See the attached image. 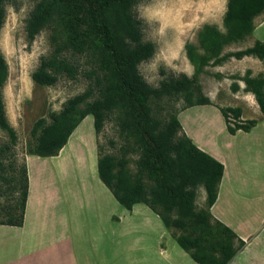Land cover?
<instances>
[{
  "label": "trees",
  "instance_id": "1",
  "mask_svg": "<svg viewBox=\"0 0 264 264\" xmlns=\"http://www.w3.org/2000/svg\"><path fill=\"white\" fill-rule=\"evenodd\" d=\"M12 0H0V30L6 18V7ZM144 0H37L26 19L24 31L28 44L44 30H50L52 52L42 57L31 74L40 86H53L60 77L75 79L78 68L64 55L86 57L90 69L82 71L90 81L88 88L68 99L58 113L49 115L50 123L40 118L32 125L33 155L55 157L69 141L83 120L91 115L95 133L107 117L116 113L120 136L124 139L121 157L104 154L97 160V174L115 200L130 211L135 204H144L154 212L167 229L176 231L175 240L197 264H229L243 248L244 242L227 226L213 218L210 208L217 199L223 176V165L197 148L183 133L177 114L162 122L152 113L151 103L163 98H181V110L213 105L202 94L198 78L206 67L222 66L230 59L252 57L264 67V41L251 47L224 53V49L250 36L254 19L264 12V0H228L221 31L205 24L197 33V45L186 43L185 56L194 69L193 76L180 74L150 86L140 74L141 63L155 52L151 42L143 40L141 22L132 9ZM215 78L222 80V74ZM8 78V66L0 52V130L9 143L0 147V184L9 179L13 169L6 163L14 156L12 148L17 136L10 126L2 89ZM230 91L251 93L264 118V74L231 75ZM226 130L249 132L257 123L242 120L239 107H218ZM178 113V112H177ZM135 154L134 172L129 168V154ZM9 155V158H5ZM18 187L20 192L8 206L3 226L21 227L28 194L27 171L23 167ZM14 185V184H13ZM205 191L204 208L197 209V189ZM18 190V191H17ZM18 213V214H17Z\"/></svg>",
  "mask_w": 264,
  "mask_h": 264
},
{
  "label": "rangeland",
  "instance_id": "2",
  "mask_svg": "<svg viewBox=\"0 0 264 264\" xmlns=\"http://www.w3.org/2000/svg\"><path fill=\"white\" fill-rule=\"evenodd\" d=\"M227 1L144 0L132 9L133 15L141 22L143 40L155 46L153 57L139 66L140 74L150 86L156 88L162 80L177 77L180 74L193 76L194 69L185 56L184 45L186 43L197 45V33L205 24L215 25L224 31L222 22ZM36 3L37 0H12L6 7V18L0 30V52L8 66V78L2 89V95L8 122L17 136L16 144L12 148L14 156L5 157L6 159L10 157L6 163L13 168L8 172V177L10 180L15 178L16 181L0 184V222L7 220L6 211L8 206L13 204L12 200L20 197L18 190V192H12V190L14 186L18 187L22 168L24 167L27 171V160L30 158V161L34 163L31 174L34 197L25 243L29 245L52 233V206L58 199L59 201L62 199L61 188L64 187V190L68 191V196L58 204L62 206L71 204L78 209L76 216L71 218L73 226L71 225L69 229L73 232V248L95 251L98 244H95V238L98 240L100 235L101 218L109 214H120L118 206L112 203L99 182L97 160L104 154L121 157L120 149L125 142L119 133L115 120L116 113L107 117L98 134L95 133L93 117L90 115L79 124V128L66 144V147L71 146L72 151L75 150L73 153L70 152V155L64 153L66 155L64 158L60 155V158L55 161L33 155L34 139L30 131L34 122L45 118L50 123L51 113L61 111L68 99L84 92L90 84L82 73L90 69L86 57L69 53L64 56L79 71L75 79L62 76L53 86H40L33 82L31 74L39 66L41 58L49 56L53 49L49 29H44L30 45L26 40L24 31L26 19ZM259 17H264V12L255 19L258 20ZM259 35L264 36V26L253 36L227 46L224 53L250 46L253 38ZM248 66H250L248 62L230 59L222 66L206 67L205 73L199 76L198 82L202 94L209 97L215 106L240 107L246 118L258 119L260 123L256 132L262 134L264 119L258 106L253 108V100H249L247 93L243 90L235 94L230 91L232 80L228 77L235 74L243 75ZM216 73L222 74L225 78L217 80L214 76ZM238 83L240 85V82ZM183 106V99L176 97H165L151 103L153 115L162 122L176 115ZM180 120L185 126L187 123L191 128L193 126L196 135L200 138H208L211 134L217 142L219 140L224 149L226 142L224 138L228 135L222 120L211 107H197L188 115H182ZM202 124H205L211 133L203 130ZM82 136L86 141L82 143L83 146L78 143ZM251 137L256 136L253 133ZM70 141L71 145H69ZM8 143L7 134L0 130V147ZM128 159L129 168L134 172L138 156L131 153ZM93 166L95 167L94 175L86 171L89 167L94 170ZM204 201L205 191L199 188L195 201L197 209L204 208ZM1 226L3 225H0V257L4 256L9 249L7 244H13L16 239L13 230ZM61 226H64L63 222ZM79 227L82 228V234L85 236L84 244L80 241Z\"/></svg>",
  "mask_w": 264,
  "mask_h": 264
},
{
  "label": "crops",
  "instance_id": "3",
  "mask_svg": "<svg viewBox=\"0 0 264 264\" xmlns=\"http://www.w3.org/2000/svg\"><path fill=\"white\" fill-rule=\"evenodd\" d=\"M260 18L254 21L255 28L252 36L264 26V17ZM255 41H264V36L259 35L253 38L248 47H251ZM237 61L248 62L250 66L247 69L252 71L253 76L264 74L262 63L255 58L244 57ZM240 88L241 90L244 88L242 82H240ZM247 98L253 100V108H255L257 104L254 96L247 93ZM204 106L211 107L217 112L226 130L224 118L215 104L180 110L177 113V119L183 133L192 143L223 165V176L218 186L217 199L210 208V213L244 242L243 248L229 264H264V133L256 132L260 121L257 119L256 125L247 133L237 131L234 135H230L226 130L228 136L224 138L226 142L223 149L219 140L217 142L211 134L208 138H200L196 135L193 126L191 128L188 123L185 126L180 120L182 115L186 116L195 108ZM241 110V119L249 120L250 118L244 116L242 108ZM205 124L208 123L205 122ZM205 124L201 125L203 130L211 133ZM253 133L256 137H251ZM78 143L82 146V143H86L83 136ZM65 148L66 145L57 156L43 159L51 158L55 161L60 158V155L64 158ZM33 167L34 163L28 158V194L23 224L21 227L4 226L15 232L16 239L13 244H7L9 249L4 256L0 257V264H197L177 244L174 229H167L161 219L144 204H135L130 211L123 208L100 181L98 174L99 182L112 203L118 206L120 214H109L101 218L100 235L98 240L95 238V244L98 243L95 251L73 248V232L69 229L72 225L71 218L76 216L78 209L71 204L70 206L58 204L68 196V191L64 190V187L61 188L62 199L60 201L58 199L52 206V233L27 245L26 231L34 197L31 182ZM87 171L94 175L95 167L94 170L90 171L88 168ZM62 222L64 226H61ZM79 232L81 233L80 241L84 244L85 236L82 234L81 227ZM103 245L106 247H102Z\"/></svg>",
  "mask_w": 264,
  "mask_h": 264
},
{
  "label": "bare ground",
  "instance_id": "4",
  "mask_svg": "<svg viewBox=\"0 0 264 264\" xmlns=\"http://www.w3.org/2000/svg\"><path fill=\"white\" fill-rule=\"evenodd\" d=\"M73 141V140H72ZM72 144V142L70 141V144L69 145H71ZM69 146H67L66 148H65V150H64V152L63 153H67V155H70L69 153L71 152V153H73L75 150L73 149V151H72V148H71V146L68 148ZM73 155V154H72ZM91 165V164H90ZM92 165H93V162H92ZM94 167V166H93ZM86 169H87V167H86ZM89 169H90V167H89ZM90 170H92V167H91V169ZM87 171V170H86Z\"/></svg>",
  "mask_w": 264,
  "mask_h": 264
}]
</instances>
